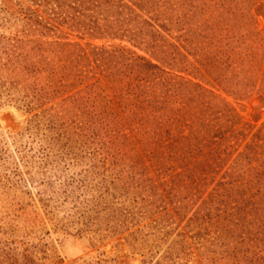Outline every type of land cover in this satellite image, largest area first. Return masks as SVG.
<instances>
[{
	"label": "trees",
	"instance_id": "obj_1",
	"mask_svg": "<svg viewBox=\"0 0 264 264\" xmlns=\"http://www.w3.org/2000/svg\"><path fill=\"white\" fill-rule=\"evenodd\" d=\"M251 1L54 0L49 6L59 24L81 38L127 41L151 58L120 44L40 39L19 46L15 66L37 81L33 100L40 107L73 92L36 115L47 118L49 142L62 154L56 158L82 161V151L94 146L87 156L125 157L135 179L150 168L159 177L172 176L166 190L178 211L196 204L214 185L188 227L202 237L215 232L220 242L234 245L240 264H264V124L239 151L249 135L242 118L204 84L236 97L255 87L254 43L260 37ZM27 12L29 33L59 31ZM174 29L184 32L173 36ZM177 72H190L200 82ZM155 197L163 202L162 195ZM13 253L7 251L9 264H16ZM25 258V264H34Z\"/></svg>",
	"mask_w": 264,
	"mask_h": 264
},
{
	"label": "rangeland",
	"instance_id": "obj_2",
	"mask_svg": "<svg viewBox=\"0 0 264 264\" xmlns=\"http://www.w3.org/2000/svg\"><path fill=\"white\" fill-rule=\"evenodd\" d=\"M49 3L54 0H0V264H9V249L16 264H25L27 255L34 264H240L234 245L220 242L215 232L206 231L202 237L198 229L188 227L214 185L196 204L178 211L167 195L172 176L159 177L150 168L135 179L123 163L125 157L117 161L87 156L94 146L82 151V161L56 158L62 154L49 142L47 118L36 115L55 108L73 92L38 106L33 100L37 81L15 66L19 46L40 39L82 46L120 44L151 56L127 41L81 38L69 25L59 24ZM29 9L59 26L57 34L29 33ZM250 16L260 37L254 43L258 58L253 90L236 97L204 82L242 118L249 135L239 151L264 124V0L251 1ZM183 32L174 29L172 35ZM177 74L200 82L190 72ZM60 113L70 122L69 115Z\"/></svg>",
	"mask_w": 264,
	"mask_h": 264
}]
</instances>
